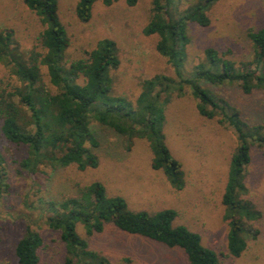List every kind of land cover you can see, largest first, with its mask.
<instances>
[{"label": "trees", "instance_id": "1", "mask_svg": "<svg viewBox=\"0 0 264 264\" xmlns=\"http://www.w3.org/2000/svg\"><path fill=\"white\" fill-rule=\"evenodd\" d=\"M96 1L109 7L119 0H77L75 15L79 22H89ZM124 1L131 8L139 0ZM216 1L200 0L182 12L176 8L177 0L151 1V18L142 33L157 36L156 51L171 66L175 79L156 75L144 80L133 104L125 97L113 95L110 74L120 64L113 41L100 40L94 49L66 65L64 53L70 41L58 17V0H23L44 27L38 37L41 50L21 51L13 32L0 30V64L19 82L18 86L0 89V138L26 148L27 158L18 164L32 176L40 173V166H75L84 171L99 165L93 152L99 142L91 129V123L96 122L125 139L146 140L152 153L151 168L162 172L169 184L180 191L185 185L184 171L165 144L163 127L166 106L174 95L182 96L187 87L198 114L231 127L237 139L221 203L228 227L227 252L238 258L247 248V223L258 220L260 215L247 198L245 181L250 147L264 148V124H249L239 109L200 83H236L245 95L264 90V21L259 29L247 34L253 49L251 61L237 65L228 57L229 51L206 49L204 61L186 77L188 27H208L207 11ZM42 67L46 68L50 86L43 80ZM7 192L6 164L0 149V198ZM40 204L45 225L60 234L65 264H111L102 252L90 249L88 244V238L102 233L107 226L177 248L187 264H220V253L204 246L198 233L176 223L175 210H130L123 197L108 196L98 181L75 185L74 193L60 202ZM78 226L86 238L78 234ZM41 246L40 234L26 226L14 248L16 263L40 264Z\"/></svg>", "mask_w": 264, "mask_h": 264}, {"label": "rangeland", "instance_id": "2", "mask_svg": "<svg viewBox=\"0 0 264 264\" xmlns=\"http://www.w3.org/2000/svg\"><path fill=\"white\" fill-rule=\"evenodd\" d=\"M151 1L139 0L127 7L119 0L109 7L96 1L91 19L81 23L75 15L77 0H58V17L69 37L64 63L83 57L97 42L115 43L119 67L111 71L113 95L135 103L144 80L156 75L175 79L171 66L156 51L157 36L142 31L151 18ZM200 0H177L178 12ZM208 27L190 24V43L186 48L184 75L204 61V51H229V58L239 65L252 60L253 49L248 32L260 28L264 21V0H217L207 11ZM11 30L17 47L24 52L40 51L38 37L44 30L39 18L29 11L23 0H0V30ZM47 86L46 68L41 69ZM19 82L0 64V89L18 86ZM201 87L239 109L249 124H264V90L251 95L242 93L238 84ZM99 146L94 149L99 165L79 171L75 166L52 168L40 166L32 176L19 166L27 158L25 147L7 143L1 136L8 192L0 198V264H17L14 248L26 226L42 238L38 251L40 264H65L64 244L60 234L44 223V202H60L74 193L75 185L102 183L108 196H121L130 210L154 212L173 209L177 224L198 233L202 244L220 253V264H264V148L250 147L246 169L247 198L260 214L248 222L247 248L238 258L227 252L228 227L221 200L227 182L229 161L237 146L232 128L218 119L201 117L196 101L185 87L182 96L174 95L165 109L163 134L171 155L184 171V188L175 190L162 172L151 168L152 153L144 139L131 140L96 122L91 123ZM77 232L86 238L81 226ZM254 235V237L252 236ZM90 249L102 252L111 264H187L181 250L168 248L146 238L129 235L107 226L100 234L88 238Z\"/></svg>", "mask_w": 264, "mask_h": 264}]
</instances>
